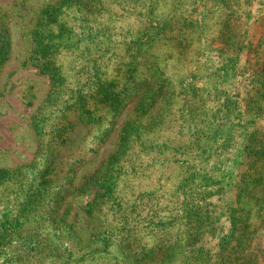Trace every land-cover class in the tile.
Returning <instances> with one entry per match:
<instances>
[{
	"label": "rangeland",
	"instance_id": "obj_1",
	"mask_svg": "<svg viewBox=\"0 0 264 264\" xmlns=\"http://www.w3.org/2000/svg\"><path fill=\"white\" fill-rule=\"evenodd\" d=\"M42 11L67 33L54 39ZM3 31L0 232L11 229L0 264H114L146 252L157 253L148 264L198 260L184 253L196 242L176 220L182 202H196L190 165L218 182L201 189L220 212L199 237L207 252L228 244V208L238 206L264 260V0H0ZM36 35L53 40L46 75L26 63ZM131 83L114 115L99 105L83 114L79 93ZM118 167L122 204L99 215L112 224L122 214L127 237L103 252L84 208Z\"/></svg>",
	"mask_w": 264,
	"mask_h": 264
},
{
	"label": "trees",
	"instance_id": "obj_2",
	"mask_svg": "<svg viewBox=\"0 0 264 264\" xmlns=\"http://www.w3.org/2000/svg\"><path fill=\"white\" fill-rule=\"evenodd\" d=\"M42 16L45 20H50L52 24L57 26L58 32L55 34L54 39H60L62 37L63 31L67 33V29L64 28L62 25H58L56 22L57 20L53 17L52 13L42 11ZM196 28V20L192 19L190 20V29ZM50 35L46 36H35L34 38V45L33 50L31 51L30 55L26 59V63L32 65L33 67L37 68L40 73L46 75L51 72H53V68L51 65V62L49 59L51 56L54 55L53 46L50 44L53 40L50 39ZM149 43L152 44L154 41V38H148ZM180 50H183V47H180ZM8 55V42L6 39V36L3 34L0 36V65L7 59ZM229 61V60H228ZM149 76H145L143 80H140L136 86H141L145 84L149 80ZM104 83V82H103ZM124 84L122 87H117L113 89L103 88L102 86H98L97 88H93V90H86L87 93L81 92L76 97L78 101L80 102L81 106L83 107V114H89L92 117L94 106L99 105L105 111H107L109 114L114 115L116 113V109L119 106V110L123 105H125L126 102L125 99L131 97L130 91H131V85L129 88H125ZM154 85V84H153ZM141 89V88H140ZM139 89V90H140ZM136 91V94H138V91ZM156 91H158L157 88H155ZM89 92V93H88ZM97 94H100L97 97V100H95V96ZM111 94V97L114 96V99L109 98V103L106 105H103L101 102L102 99L108 98L107 96ZM155 93L152 92L146 100L147 102L151 101L153 98H155ZM90 101V102H89ZM122 103V104H121ZM142 103V102H141ZM142 105V104H141ZM108 117V116H107ZM105 117V120L103 119L99 122H94L95 125H99L102 121L104 125L100 126L97 133L101 134L100 132L108 131L106 126L112 122V117L108 119ZM85 123H88L87 120H85ZM252 137H255V133H251ZM129 148V146L127 147ZM191 153V151H190ZM128 153L122 155L120 157V161H124L126 155ZM192 154V153H191ZM190 154V155H191ZM195 158V157H194ZM114 165V164H113ZM109 168L106 166V168L103 171H106V169ZM112 168V167H111ZM119 172V167L117 169L112 170V173L107 178H102L99 182H95V188L96 193L94 197L92 198L91 202L88 203L84 208V213L88 219V223L92 224V227L90 232V240H92V244L94 246L101 247V251L105 252L106 248H108L110 245H116L119 246L121 243L124 242V239L127 237L126 235V227L125 222L126 218L123 217L122 214L114 213V215L119 214L117 222H115V218L112 219V224L108 223V220L104 217L105 215H99L101 210H109L110 208H115L116 206L121 203L120 197L117 196L118 192V181L120 176L115 175V173ZM6 175V171L3 169H0V180L4 178ZM218 183L215 180L214 176L205 175L202 174L199 169L195 168V166L190 165V194L196 196L195 201H193L194 198L190 197V202L187 201L182 202V206L180 207V214L176 218L178 222H180V225H183L184 227V233L185 237L190 235V240L196 242L198 246L194 247L192 246V243H190V248L184 249V253L187 255L190 254V257L195 255L198 256V260H189L187 257L183 256V259H179L176 264H264V260H256L257 253L253 250L252 246V237L254 234L245 232V226L241 222L243 218H241L239 207H231L228 208V217L230 219V226H232V230L228 233L227 240H225V243H228L225 248L223 249L222 240L217 242L216 246L219 248L216 253H208L207 249L204 245H202V241L199 240V237H202L205 233L209 235L212 234V222L214 219H216V216L220 214V212L216 213L215 209L216 206L214 204L210 203L208 201L209 195L206 194L202 189V187H214V185ZM214 193V192H213ZM216 193V191H215ZM240 193L236 196V199H239ZM243 197L240 199L242 200ZM239 200L236 202L232 201V203H238ZM239 204V203H238ZM104 205H107L108 207L105 208ZM202 213H199L200 210H202ZM97 223V225H95ZM175 224H177L176 221H174ZM94 224V225H93ZM11 228H4L1 227L0 232V253H3V246L10 244V239H8L9 236V230ZM208 229V230H206ZM196 230H199V234L197 236ZM211 230V231H210ZM207 231V232H206ZM203 238V237H202ZM201 238V239H202ZM208 239V238H207ZM189 242V240H188ZM222 244V245H221ZM181 247V245H179ZM122 252L123 254L126 250L123 248ZM144 250L140 249V252L142 253ZM181 252V248L180 251ZM143 254H139L137 256L136 253V260H132L131 256L126 257H120V261H116L114 264H148L151 260L154 259V256L157 255V253L153 252H146ZM122 260V261H121ZM125 260V261H124ZM1 264H20L19 260H2Z\"/></svg>",
	"mask_w": 264,
	"mask_h": 264
}]
</instances>
